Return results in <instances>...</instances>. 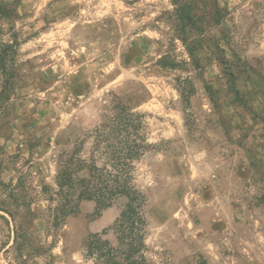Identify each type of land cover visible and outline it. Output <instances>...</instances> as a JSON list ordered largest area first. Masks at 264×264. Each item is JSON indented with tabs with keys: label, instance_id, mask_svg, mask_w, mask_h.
I'll return each instance as SVG.
<instances>
[{
	"label": "rangeland",
	"instance_id": "374dc122",
	"mask_svg": "<svg viewBox=\"0 0 264 264\" xmlns=\"http://www.w3.org/2000/svg\"><path fill=\"white\" fill-rule=\"evenodd\" d=\"M218 4L220 21L191 33V56L171 0H0V44L17 43L0 116V209L21 181L35 197L46 252L29 264H95L86 241L127 209L126 195L102 211L83 201L53 229L56 203L42 192L73 152L91 160L96 131L121 105L141 117L146 145L127 183L149 264H264V0ZM165 57L178 66L162 68ZM4 218L0 264H16L1 249L12 245Z\"/></svg>",
	"mask_w": 264,
	"mask_h": 264
},
{
	"label": "trees",
	"instance_id": "16d2710c",
	"mask_svg": "<svg viewBox=\"0 0 264 264\" xmlns=\"http://www.w3.org/2000/svg\"><path fill=\"white\" fill-rule=\"evenodd\" d=\"M171 4L178 38L193 56L194 42L190 41L191 33L203 38L205 20L212 16L217 22L220 21L222 13L218 0H171ZM16 44H0V116L12 97L15 78L13 49ZM159 65L171 69L178 66L169 62L166 57ZM208 88L209 91L213 90ZM113 112L109 121L102 124L95 133L91 160H82L77 157V151L73 152L61 165L56 188L43 187L42 192L56 203L50 209L53 229L60 228L68 218L78 215L83 201L94 202L96 210L102 211L110 208L115 198L126 195L130 203L115 225L102 234L91 235L86 241V258L95 264H149L145 257L147 247L138 199L127 183L132 160L146 148V145L137 143L140 138L141 117L130 113L123 105L116 107ZM97 159L105 160L103 167H98ZM83 173L84 175H80ZM24 185L21 181L15 187L10 186L6 196L10 205L0 209L9 217L4 220L9 233L7 239L12 242L10 247V242H3L1 249L5 253L14 249L16 264H29L35 257L46 252L35 232L38 215L33 207L35 197ZM110 232L117 239L116 245L104 238Z\"/></svg>",
	"mask_w": 264,
	"mask_h": 264
}]
</instances>
